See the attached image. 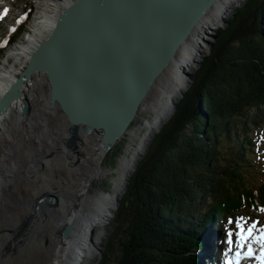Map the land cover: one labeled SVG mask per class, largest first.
<instances>
[{
	"label": "trees",
	"instance_id": "obj_1",
	"mask_svg": "<svg viewBox=\"0 0 264 264\" xmlns=\"http://www.w3.org/2000/svg\"><path fill=\"white\" fill-rule=\"evenodd\" d=\"M230 16L139 161L100 264L114 256L115 264H197L193 233L211 225L214 212L223 230L241 213L264 214V182L246 174L254 139L264 135V0H248Z\"/></svg>",
	"mask_w": 264,
	"mask_h": 264
},
{
	"label": "water",
	"instance_id": "obj_2",
	"mask_svg": "<svg viewBox=\"0 0 264 264\" xmlns=\"http://www.w3.org/2000/svg\"><path fill=\"white\" fill-rule=\"evenodd\" d=\"M220 1L72 0L35 46L18 81L2 98L0 115L16 102H21V115H29L30 98L19 89L38 72L48 84V103L61 106L70 126L66 147L75 150L83 137L97 135L104 154L111 153L129 133L141 105L151 97L157 80L176 59L192 29ZM227 22L225 18L223 25ZM207 35L213 40L205 41L212 52L217 37ZM186 75L189 89L194 74ZM180 100L174 104L173 113ZM138 163L124 179L117 208ZM45 202L55 204L56 199L51 197ZM78 220L73 217L65 225L60 233L63 242L73 239ZM96 249L100 264L103 252L100 247Z\"/></svg>",
	"mask_w": 264,
	"mask_h": 264
},
{
	"label": "rangeland",
	"instance_id": "obj_3",
	"mask_svg": "<svg viewBox=\"0 0 264 264\" xmlns=\"http://www.w3.org/2000/svg\"><path fill=\"white\" fill-rule=\"evenodd\" d=\"M247 1L248 0H242L235 9L243 7ZM0 2V49L1 47H5L4 52L0 54V66L5 69L16 66V70H18L16 77L19 79L20 74L28 64V62H26L28 57L25 55L20 56L21 67L19 68L18 65H15L13 62L15 55L14 51H18L19 47L23 45L28 36L32 34V21L37 12L38 0H0ZM1 9L6 11L5 14L1 12ZM235 9L232 11L234 12ZM30 11H32L30 18L26 20ZM232 11L226 17L227 20L231 17L230 15L233 14ZM27 21L29 22L27 23ZM22 23L27 24V26H24L22 34L20 36L13 34L15 29ZM226 25L222 23L219 28L214 29V31H211L209 34L216 35V31L221 27L224 28ZM200 36L202 38H196L199 44H201L203 39H206L203 35L200 34ZM11 37L16 41L14 45H10L9 43ZM207 39V41L213 42L210 37ZM206 50L205 54L203 53L204 55L201 57L202 61L211 53L209 46ZM199 68L200 67L197 65H194L191 70L190 68L186 70L190 72V74H194ZM162 80L169 84H171L172 81L171 78L170 82L169 79L162 78ZM45 81V76L40 75L31 82L30 85L32 87L29 86L26 91L22 92L25 98H30L29 115L22 116L20 111L18 112L17 105L15 109L11 106V112L13 113L6 116L3 127H1L0 264H49L51 250L49 252L46 244L40 245L37 242L36 235L39 230L42 229L44 217L49 212H51L49 213L50 215H53L49 217V223L54 225L55 230H63L65 227V216L58 210L59 201L63 200L65 197L66 200L63 201L67 203L70 195L68 192L69 189L76 186L79 177L85 175L87 168L81 164L82 157L90 152V146L94 144V141H92L94 138L93 135L85 136L87 143L84 142L81 144L82 141H84L83 138L75 150L66 147L65 141L69 137L70 126L67 123L66 117L63 115L61 106L59 104L48 103V84L45 83ZM154 91L155 89L151 97ZM20 106L22 108L21 102ZM143 107V105L140 107L138 118L130 127L129 133L111 153L104 157L102 168L108 171L110 170L111 172L101 177H96V180L90 188L91 190L89 191L87 200H92L99 192H111L113 187L112 178L118 177L115 170L119 167V159L126 153L128 144L131 141V134L138 132V130L146 124L147 120L150 121L155 116L153 111L146 112ZM249 114L255 116V113L250 112ZM172 116L166 120L162 128ZM66 132L68 133L65 134ZM139 136L141 139L143 134ZM254 143L255 152H251V168H246L248 171L246 174H248L252 182L259 185L264 182V135L256 136ZM136 144H140L139 139L135 140L134 145ZM144 154L138 159L139 161L144 157ZM73 159H75V163H72ZM79 169L81 170L79 171ZM50 196L56 199L55 204L45 202L46 199L51 198ZM87 200L83 202L84 207L90 204ZM41 202L42 204L40 207H42L44 211L42 218L36 222L38 217L36 212L39 210L40 207H38V205ZM112 216L113 215L108 217L109 220L106 222V226L103 225L102 219L98 220L93 227L91 226L94 228L93 241L96 240L101 233L103 235L98 242L102 252H104L108 240V229ZM218 216L219 215L214 212L213 221L211 220L213 228L212 226L206 227L205 224H200L199 229H201V231L193 233L198 238L197 243L199 246L202 245L199 242L200 237L205 238L203 242L206 243L205 249L211 252L207 253L206 251L195 249L197 264L201 263L200 258L203 259L205 263L209 261L208 257L210 254L216 257V252L219 248L221 250L220 246H225L229 239L240 246L241 242L239 236L241 229H243L244 234L247 235V229L255 225L253 238L247 241L248 245L257 243L255 237L260 235V229H264V214L252 215L244 212L237 216L236 220L231 219L228 223L227 227L229 229H234L236 232L232 231V229L229 230L228 233L220 232L219 229L215 228V224H218L220 221ZM60 233L61 232H59V234ZM224 233L226 237H224ZM230 234L233 235L231 236ZM44 236L45 233L38 237L42 238ZM35 237L37 243L32 244ZM200 241L202 243V240ZM257 251L261 253V246ZM99 254V251H95V255L92 257H89L87 254L84 256L85 259H83L82 264H98L100 258ZM116 259L117 257L114 256L111 264H115Z\"/></svg>",
	"mask_w": 264,
	"mask_h": 264
},
{
	"label": "bare ground",
	"instance_id": "obj_4",
	"mask_svg": "<svg viewBox=\"0 0 264 264\" xmlns=\"http://www.w3.org/2000/svg\"><path fill=\"white\" fill-rule=\"evenodd\" d=\"M71 1L72 0H38L37 12L32 21V34L28 36L27 40L19 47L18 51H14L15 55L13 62L15 65H18L19 68L21 67L20 56H30L35 46L51 31L60 12L69 5ZM241 1L242 0L220 1V3L215 5L211 9V12L202 19L195 28L193 27L194 29H192L191 36L182 46L180 52L177 53L176 59L169 64L168 68L157 80L153 96L147 98L142 104L144 106V111H153L155 116L152 120H147L146 124L139 129L138 132L131 134V141L128 144L126 153L119 159V167L115 170L118 177L112 178L113 187L111 192H99L95 195V198L89 201L87 200V197L96 177H101L102 175L111 172L110 170L108 171L102 168V162L106 155L104 154L101 141H97L99 140V136H94L92 139L94 144L90 146V152L85 154L81 161V164L87 168L85 175L79 177L76 186L69 189V201L65 203V197L63 198L64 201H59L60 204L58 210L63 216H65L64 225H66L73 217L79 218L75 229V235L73 234V239L67 243L62 241L61 234H59L62 230H55L54 225L49 223V217L53 216L49 214L51 212L45 215L43 227L36 235L37 242L40 245L46 244L49 252L51 250L49 264H82L83 259H85L84 256L87 254L89 257L95 255V251H97L96 247H100L98 242L103 235L101 233L96 240L91 243L89 241V231L91 226L95 225L97 221L101 219L104 223L103 225H107L106 222L109 220L108 217L113 215L117 208L116 204L118 198L122 194L124 179L127 177L133 166L139 162L138 159L145 153L148 144L160 131L163 124L172 115L171 113L174 104L178 102L181 95L187 90L188 77L186 73L190 72L186 69L190 68L191 70L194 65H197V61L200 60L207 51L206 49H208V45L207 42H205L208 40L207 38H209L207 33H210L211 31L213 32L214 29L219 28L223 23V20L240 4ZM200 34L206 38L202 40L201 44L196 40L198 37L202 38ZM16 69V66L8 69L0 66V101H2L5 94L9 92L18 81L16 77L18 70ZM40 75L42 74L38 72L32 74L30 79L21 84L19 92L22 93L26 91L29 86L32 87L30 85L31 82ZM162 78L169 79V82L171 78V84L164 82ZM16 105L18 107V112H21L20 102H16L11 104L6 112L0 115V132L6 116L13 113L11 112L12 109L10 107L12 106L13 109H15ZM67 133L68 132L65 134ZM141 134H143V137L140 139L139 135ZM83 138L84 141H82L81 144L84 142L87 143L86 138ZM136 139L140 140V144L134 145ZM72 163H75V159H73ZM80 170L81 169H79V171ZM86 200L87 202H90V204L84 207L83 202ZM42 209L43 208L40 207L37 211L38 217L36 216V222L42 218ZM43 233H45V236L39 238L38 236H41ZM36 237L32 244L37 243ZM251 248L257 252L260 248V244L253 243Z\"/></svg>",
	"mask_w": 264,
	"mask_h": 264
},
{
	"label": "snow or ice",
	"instance_id": "obj_5",
	"mask_svg": "<svg viewBox=\"0 0 264 264\" xmlns=\"http://www.w3.org/2000/svg\"><path fill=\"white\" fill-rule=\"evenodd\" d=\"M261 211H264V209H262ZM254 229H255V225H253L251 228L247 229V235H245L244 234V230L241 229L240 236H239V239H240V242H241V244H240L241 247H244L245 244L247 243V241L250 238H253V230ZM255 240L261 246V254H260V256L256 257V259L259 260V264H264V229H260V235L255 237ZM228 243L231 244L232 240L229 239ZM239 255L240 254L237 253V257H239ZM252 255H253V250L251 248V245H248L247 256L251 257ZM229 264H230V262H229Z\"/></svg>",
	"mask_w": 264,
	"mask_h": 264
},
{
	"label": "flooded vegetation",
	"instance_id": "obj_6",
	"mask_svg": "<svg viewBox=\"0 0 264 264\" xmlns=\"http://www.w3.org/2000/svg\"><path fill=\"white\" fill-rule=\"evenodd\" d=\"M42 211H44V210H42ZM36 215H37V212H36Z\"/></svg>",
	"mask_w": 264,
	"mask_h": 264
}]
</instances>
